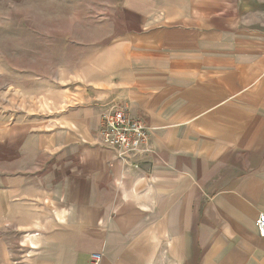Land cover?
<instances>
[{"label": "crops", "instance_id": "obj_1", "mask_svg": "<svg viewBox=\"0 0 264 264\" xmlns=\"http://www.w3.org/2000/svg\"><path fill=\"white\" fill-rule=\"evenodd\" d=\"M113 5L93 87L0 122V264H264V0ZM119 106L151 127L138 168L100 144Z\"/></svg>", "mask_w": 264, "mask_h": 264}, {"label": "rangeland", "instance_id": "obj_2", "mask_svg": "<svg viewBox=\"0 0 264 264\" xmlns=\"http://www.w3.org/2000/svg\"><path fill=\"white\" fill-rule=\"evenodd\" d=\"M114 1L0 0V122L55 123L93 87Z\"/></svg>", "mask_w": 264, "mask_h": 264}, {"label": "built area", "instance_id": "obj_3", "mask_svg": "<svg viewBox=\"0 0 264 264\" xmlns=\"http://www.w3.org/2000/svg\"><path fill=\"white\" fill-rule=\"evenodd\" d=\"M150 132L145 121L124 107H113L102 114L99 128L100 144L113 151L117 159L138 168L141 153L150 152ZM258 233L264 238V213L256 220ZM102 254L91 253L89 264H101Z\"/></svg>", "mask_w": 264, "mask_h": 264}]
</instances>
